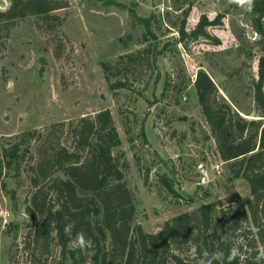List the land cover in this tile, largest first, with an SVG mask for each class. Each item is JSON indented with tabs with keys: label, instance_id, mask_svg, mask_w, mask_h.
<instances>
[{
	"label": "rangeland",
	"instance_id": "rangeland-1",
	"mask_svg": "<svg viewBox=\"0 0 264 264\" xmlns=\"http://www.w3.org/2000/svg\"><path fill=\"white\" fill-rule=\"evenodd\" d=\"M65 1L55 18L27 16L0 25V148L26 132H35V144L66 145L67 125L107 109L128 162L135 221L145 232L156 233L201 204L230 196L246 203L248 185L233 179L218 157L193 82L205 71L218 98L254 117L252 80L264 37L253 30L248 6L234 0ZM7 6L0 0V10ZM202 17L215 22L205 29L208 36L181 40V26L189 34ZM146 19L156 39L144 41ZM149 46L145 60L128 63L126 55ZM116 81L125 87L111 89ZM137 161L147 171L146 184ZM30 162L0 189V264H34L40 252L24 210L32 192ZM56 257L52 244L45 264Z\"/></svg>",
	"mask_w": 264,
	"mask_h": 264
},
{
	"label": "trees",
	"instance_id": "trees-1",
	"mask_svg": "<svg viewBox=\"0 0 264 264\" xmlns=\"http://www.w3.org/2000/svg\"><path fill=\"white\" fill-rule=\"evenodd\" d=\"M6 1L0 25L27 16L55 18L54 11L67 7L65 0ZM250 15L253 30L264 37V0H253ZM214 24L202 17L189 34L182 25L180 39L207 37L205 29ZM144 27V41L156 39L148 19ZM149 48L125 58L130 64L145 60ZM102 67L106 72L107 64ZM168 86L166 82L164 89ZM193 86L220 160L233 179L248 185L247 202L230 196L226 202L201 204L165 221L160 231L145 232L135 221L121 140L110 111L104 109L67 125L66 145L35 144V132H26L0 148V189H5L7 177L18 178L24 161L31 159L26 172L32 192L24 210L31 218L32 246L40 250L34 264L46 263L52 244L57 257L48 264H264V57L258 58L257 78L252 80L254 117L218 98L205 71L197 72ZM123 87L124 81L110 86ZM140 134L147 144L143 129ZM137 162L146 184L147 171ZM9 197L14 199V190ZM81 232L91 247L81 249L74 242ZM233 248L238 254L229 259Z\"/></svg>",
	"mask_w": 264,
	"mask_h": 264
},
{
	"label": "clouds",
	"instance_id": "clouds-1",
	"mask_svg": "<svg viewBox=\"0 0 264 264\" xmlns=\"http://www.w3.org/2000/svg\"><path fill=\"white\" fill-rule=\"evenodd\" d=\"M235 3H237L238 5H247L249 10L251 9L252 5H253V0H234ZM75 243H78L79 247L81 249H85L88 247H91V240L86 239V237L84 236V234L81 233H77L76 238H75ZM238 254L237 249L233 248L230 250V255H229V259H233L235 258V256Z\"/></svg>",
	"mask_w": 264,
	"mask_h": 264
},
{
	"label": "crops",
	"instance_id": "crops-1",
	"mask_svg": "<svg viewBox=\"0 0 264 264\" xmlns=\"http://www.w3.org/2000/svg\"><path fill=\"white\" fill-rule=\"evenodd\" d=\"M146 136H147V139H148V141H149V143L151 144L152 142H151V140H150V137L148 136V134H146ZM215 144V143H214ZM152 145V144H151ZM153 149L154 150H156L158 153H159V155H161L162 156V152L160 151V149L157 147V146H153ZM218 155V154H217ZM219 157V156H218Z\"/></svg>",
	"mask_w": 264,
	"mask_h": 264
},
{
	"label": "water",
	"instance_id": "water-1",
	"mask_svg": "<svg viewBox=\"0 0 264 264\" xmlns=\"http://www.w3.org/2000/svg\"><path fill=\"white\" fill-rule=\"evenodd\" d=\"M243 116V115H242ZM243 117H245V116H243Z\"/></svg>",
	"mask_w": 264,
	"mask_h": 264
}]
</instances>
